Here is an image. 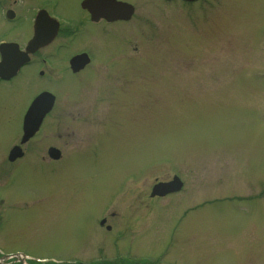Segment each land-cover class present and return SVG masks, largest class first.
<instances>
[{
    "label": "rangeland",
    "instance_id": "374dc122",
    "mask_svg": "<svg viewBox=\"0 0 264 264\" xmlns=\"http://www.w3.org/2000/svg\"><path fill=\"white\" fill-rule=\"evenodd\" d=\"M103 32L84 74L54 60L0 85L2 253L264 264V0H143L129 27ZM45 89L56 105L10 162ZM175 175L182 191L151 196Z\"/></svg>",
    "mask_w": 264,
    "mask_h": 264
},
{
    "label": "flooded vegetation",
    "instance_id": "af4514ba",
    "mask_svg": "<svg viewBox=\"0 0 264 264\" xmlns=\"http://www.w3.org/2000/svg\"><path fill=\"white\" fill-rule=\"evenodd\" d=\"M142 1L0 0V33L4 34L0 39V65L7 67L2 74H10V67L22 60L20 71L10 79L1 75L0 84L14 83L22 71L33 64L37 66L39 76L44 77L42 67L46 71L52 69L54 60L63 62L73 76L84 74L96 62L92 36L103 31L108 36L114 35L115 30L129 27L138 18ZM179 1L192 5L201 0ZM10 34L13 38L6 40Z\"/></svg>",
    "mask_w": 264,
    "mask_h": 264
},
{
    "label": "water",
    "instance_id": "95a60500",
    "mask_svg": "<svg viewBox=\"0 0 264 264\" xmlns=\"http://www.w3.org/2000/svg\"><path fill=\"white\" fill-rule=\"evenodd\" d=\"M194 1V0H189ZM31 49V46L29 47ZM21 65V62L17 64L16 67H19ZM54 99L55 97L50 93H43L40 96H38L32 105L30 106L24 120V126H23V138L21 140V144H25L28 142L34 135L38 132L40 125L46 116L47 113L50 112L54 105ZM60 151L51 148L49 150V155L53 159H59L60 158ZM24 153L20 146H15L9 155V161L14 162L16 159L23 157ZM182 187V182L179 180L178 177H175L173 181L165 183L160 182L157 183L153 189L151 196H166L167 194L174 193L176 191H179ZM105 220L102 221V225L105 224Z\"/></svg>",
    "mask_w": 264,
    "mask_h": 264
},
{
    "label": "bare ground",
    "instance_id": "6f19581e",
    "mask_svg": "<svg viewBox=\"0 0 264 264\" xmlns=\"http://www.w3.org/2000/svg\"><path fill=\"white\" fill-rule=\"evenodd\" d=\"M1 85V84H0ZM184 188V187H183Z\"/></svg>",
    "mask_w": 264,
    "mask_h": 264
}]
</instances>
